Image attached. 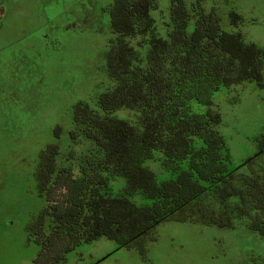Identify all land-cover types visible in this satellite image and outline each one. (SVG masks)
Returning a JSON list of instances; mask_svg holds the SVG:
<instances>
[{
  "label": "trees",
  "instance_id": "1",
  "mask_svg": "<svg viewBox=\"0 0 264 264\" xmlns=\"http://www.w3.org/2000/svg\"><path fill=\"white\" fill-rule=\"evenodd\" d=\"M157 7L158 0H114L109 7L117 33L108 52L113 84L94 107L74 105L71 139L92 142L80 174L59 166L58 144L41 150L37 180L47 204L27 226L40 246L35 264L54 248L59 264L74 246L102 236L143 249L146 236L169 218L242 224L264 237V133L247 169L231 168L214 102L222 87L264 86V46L224 29L219 14L205 11L200 0L191 12L184 0H173L172 27L163 37L152 15ZM122 108L134 116L118 117ZM155 158L176 176L158 180L144 165ZM118 176L127 183L116 192L111 180ZM135 195L149 201L137 203Z\"/></svg>",
  "mask_w": 264,
  "mask_h": 264
},
{
  "label": "rangeland",
  "instance_id": "2",
  "mask_svg": "<svg viewBox=\"0 0 264 264\" xmlns=\"http://www.w3.org/2000/svg\"><path fill=\"white\" fill-rule=\"evenodd\" d=\"M114 0H0V264H35L40 246L28 232L47 200L37 170L47 145L59 146L57 162L74 175L92 147L71 139L74 105L95 106L113 84L108 52L117 33L110 22ZM191 12L197 0H184ZM173 0L152 10L158 32L168 37ZM215 10L226 30L242 32L246 42L264 46V0H200ZM233 12L242 16L234 18ZM192 20V27H193ZM135 45V40L132 39ZM144 54L147 47L143 48ZM219 126L232 155L231 168L247 169L264 133V86L252 81L222 87L214 94ZM118 117L131 118L122 108ZM159 156L160 153L158 152ZM158 180L176 176L159 158L147 159ZM114 191L127 183L111 180ZM64 192L60 188L58 194ZM137 203L149 200L141 195ZM57 248H54L52 252ZM40 264H54V255ZM264 237L239 224L222 228L169 218L155 226L139 246L120 247L102 236L74 246L59 264H264Z\"/></svg>",
  "mask_w": 264,
  "mask_h": 264
},
{
  "label": "flooded vegetation",
  "instance_id": "3",
  "mask_svg": "<svg viewBox=\"0 0 264 264\" xmlns=\"http://www.w3.org/2000/svg\"><path fill=\"white\" fill-rule=\"evenodd\" d=\"M236 31H239V30H236ZM263 263H264V261H263Z\"/></svg>",
  "mask_w": 264,
  "mask_h": 264
},
{
  "label": "water",
  "instance_id": "4",
  "mask_svg": "<svg viewBox=\"0 0 264 264\" xmlns=\"http://www.w3.org/2000/svg\"><path fill=\"white\" fill-rule=\"evenodd\" d=\"M256 155V154H255ZM255 155H253L252 157H254Z\"/></svg>",
  "mask_w": 264,
  "mask_h": 264
}]
</instances>
